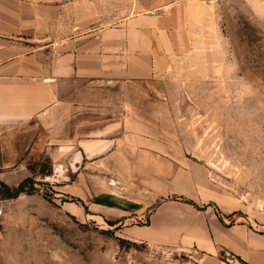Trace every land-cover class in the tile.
Here are the masks:
<instances>
[{
	"label": "rangeland",
	"instance_id": "rangeland-1",
	"mask_svg": "<svg viewBox=\"0 0 264 264\" xmlns=\"http://www.w3.org/2000/svg\"><path fill=\"white\" fill-rule=\"evenodd\" d=\"M0 4L6 20L0 36L16 50L40 52L46 62L61 41L101 27L122 28L134 11V0ZM156 28L147 35V46L141 43L149 78L112 88L107 111L98 115L99 130L120 124L126 136L116 156L81 169L86 180L76 182L74 166L68 174L66 157L61 166L54 162L51 154L63 144L44 145L48 132L28 128L35 123L15 124L12 129L20 132L0 125V182L13 187L31 180L18 196L0 193V264H234L224 253L209 256L195 248L128 239L121 231L124 219L90 208L94 192L105 187L92 184L90 175L113 184L109 169L120 163L121 179L135 184V194L148 196L150 168L173 158L182 168L192 161L202 164L243 210L264 213V0H184ZM23 169L27 177L21 179ZM115 186L130 196L123 184ZM98 201L121 211L136 207L127 199Z\"/></svg>",
	"mask_w": 264,
	"mask_h": 264
},
{
	"label": "crops",
	"instance_id": "crops-1",
	"mask_svg": "<svg viewBox=\"0 0 264 264\" xmlns=\"http://www.w3.org/2000/svg\"><path fill=\"white\" fill-rule=\"evenodd\" d=\"M181 1L134 0V11L124 17L122 28L101 27L61 41L60 49L49 50L46 57L52 60L48 63L40 59V52L16 50L17 45L11 47L8 39L0 36V125H11L7 132H20L12 129L15 124L24 127L35 123L28 128L48 132L44 145L63 144L57 154H51L54 162L61 166L66 157L68 174L74 166L76 182L86 180L81 169L116 156L126 136L120 124L101 130L96 126L100 110L107 111L108 92L149 78L143 59L147 53L141 43L147 46V35L157 33L156 26L167 11ZM0 19V23L6 22ZM145 25L154 28H141ZM122 168L119 163L109 169L113 184L99 174L90 175L92 184L105 185L94 192L90 208L114 220L124 219L123 236L152 246L190 247L209 256L224 253L244 264H264V213L243 210L240 200L209 179L202 164L192 161L182 168L173 158L154 163L150 168L153 177L145 181L148 196L135 194V184L121 179ZM25 177L23 169L21 179ZM116 183L129 189L130 196ZM82 193L81 198H87ZM174 195L193 201L199 208ZM104 196L113 202L131 200L136 207L131 211L105 207L98 201ZM131 218L140 222H131Z\"/></svg>",
	"mask_w": 264,
	"mask_h": 264
},
{
	"label": "trees",
	"instance_id": "trees-1",
	"mask_svg": "<svg viewBox=\"0 0 264 264\" xmlns=\"http://www.w3.org/2000/svg\"><path fill=\"white\" fill-rule=\"evenodd\" d=\"M50 174L51 173L49 171L47 173H45V175H50ZM30 181L31 180L29 178H26L22 182H20L17 186H13V187H10V186L4 184L3 182H0V193L5 195V196H8V197L18 196V194L27 191L25 184H29ZM29 187L32 188V185H30ZM179 199L196 206V204L193 201L187 200L185 198H179ZM196 207L199 208L198 206H196Z\"/></svg>",
	"mask_w": 264,
	"mask_h": 264
},
{
	"label": "water",
	"instance_id": "water-1",
	"mask_svg": "<svg viewBox=\"0 0 264 264\" xmlns=\"http://www.w3.org/2000/svg\"><path fill=\"white\" fill-rule=\"evenodd\" d=\"M194 160H196V158L193 157ZM226 255V259L228 262L234 263V264H244L242 261H240L238 258H236L233 255L230 254H225Z\"/></svg>",
	"mask_w": 264,
	"mask_h": 264
}]
</instances>
